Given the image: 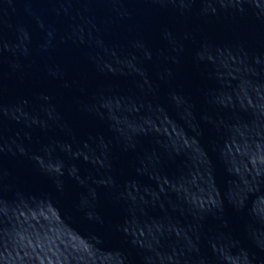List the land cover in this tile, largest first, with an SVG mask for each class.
Wrapping results in <instances>:
<instances>
[{
  "label": "water",
  "instance_id": "95a60500",
  "mask_svg": "<svg viewBox=\"0 0 264 264\" xmlns=\"http://www.w3.org/2000/svg\"><path fill=\"white\" fill-rule=\"evenodd\" d=\"M0 264H264V0H0Z\"/></svg>",
  "mask_w": 264,
  "mask_h": 264
}]
</instances>
